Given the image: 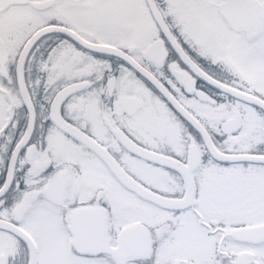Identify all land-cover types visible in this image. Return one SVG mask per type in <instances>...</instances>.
<instances>
[{
    "label": "snow or ice",
    "instance_id": "obj_1",
    "mask_svg": "<svg viewBox=\"0 0 264 264\" xmlns=\"http://www.w3.org/2000/svg\"><path fill=\"white\" fill-rule=\"evenodd\" d=\"M0 264H264V0H0Z\"/></svg>",
    "mask_w": 264,
    "mask_h": 264
}]
</instances>
